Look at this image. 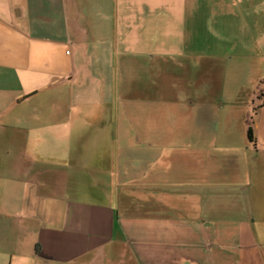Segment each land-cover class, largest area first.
Masks as SVG:
<instances>
[{
	"label": "crops",
	"instance_id": "1",
	"mask_svg": "<svg viewBox=\"0 0 264 264\" xmlns=\"http://www.w3.org/2000/svg\"><path fill=\"white\" fill-rule=\"evenodd\" d=\"M79 1L0 0V224L38 220L43 243L24 247L13 232L8 241L0 226V264H264L255 231L258 222L264 225V172L254 180L255 164L243 147L214 148L229 122L228 114L222 116L225 96L213 98L214 84L199 86L206 98L199 101L186 89L189 80L177 92L173 85H160L164 75L180 79L202 70H190L199 61L184 59L194 56L192 46H184L193 40L166 30L171 16L186 12V18L190 6L170 7V0H89L93 32L101 30L93 43L110 42L115 51L106 46L102 54L109 58L103 60L101 54L84 55L91 61L89 74L102 71L93 83L106 84L111 96L82 104L87 100L81 91L73 94L82 56L64 51L72 39L70 10L78 11ZM257 2L264 7V0ZM241 3L236 2V24L243 16L239 12H245ZM181 47L187 55L179 50L175 53L181 55L171 56ZM213 62L206 74L224 67L220 57ZM132 88L147 95L141 108L129 105ZM75 100L93 108L83 117L70 116L68 131L105 118L108 142L102 149L83 152L73 144L65 152L45 153L42 139L44 145L51 135L62 134L63 109L77 112ZM230 100L233 110L236 97ZM160 103L169 115L159 110ZM172 107L188 108L185 119L173 120ZM256 136V144L250 143L255 150L264 145V137ZM15 155L17 162L11 159ZM129 189L137 192L127 194ZM135 196L142 205L129 214L137 201L127 197ZM184 196L197 198L196 214H185ZM140 232L153 237H133Z\"/></svg>",
	"mask_w": 264,
	"mask_h": 264
},
{
	"label": "rangeland",
	"instance_id": "2",
	"mask_svg": "<svg viewBox=\"0 0 264 264\" xmlns=\"http://www.w3.org/2000/svg\"><path fill=\"white\" fill-rule=\"evenodd\" d=\"M104 1L105 3H107L110 0ZM202 2L203 4L207 3L208 7L206 6V8L205 6H203ZM225 2L226 3H224L223 0L167 1V4L170 7L183 5L182 3L190 6L188 9H190L191 11H187L186 18L184 17L186 12H184V14L180 12V14H178L176 18L171 16L174 13L171 12V22L167 25L166 30L174 34H176L175 32L179 30L178 34L182 35L184 39H192L193 42H185L184 46H186L187 49L192 46L191 51L196 58H194L193 55H190V57L184 56L187 54L181 51L182 47L177 48V50H171V56L181 55L175 53L179 52L180 50L179 53H182L181 56H184L186 63L191 60L192 62L199 61L200 65L192 66L190 70H202L200 72L194 73L193 75H190V71H188L189 74L187 73L186 76H182L180 79H175L174 76L170 74L164 75L161 78L160 85H162L163 87L173 85L171 90H176L177 92L179 87L187 83L189 80L186 89L189 90L192 96L197 98L199 101L201 99H206L205 97H202V91L200 90L201 88L199 86H201L202 84H214L215 90L213 98L221 95L225 96L222 116L224 117L226 114H228L227 117H229V122L226 125V132L222 135L220 134V132L218 133V139L214 148L220 147L223 149H227L228 146H230L232 150H236L243 147L246 150L247 157H252L253 159L252 161L255 164V171H253V173L255 174V176L252 177L255 181H258L262 178L264 172V145L262 143H259L257 146L258 149L256 148L255 150V147L253 145H250L251 142L248 138L247 129L251 125L255 132V136L258 133L261 138L264 137V108H261L259 110V105H261L263 102L262 95L264 94V11L262 10L264 7L263 3L257 2V0H254L253 4L251 5L246 3V0H242L241 6L242 9H245V12L244 10H240L241 12H239V14H242L243 16L242 18H240V24H236L239 18L238 13L236 12V2H240V0H226ZM78 5V11L73 12L72 10H70V21L72 25L70 27H67V29H69L72 39H70V42L67 43V46L64 47V51L68 50L70 52H73V54H76L78 56H80L81 54L82 56L81 65L78 66V72L80 76L77 81V87H74L73 89V94L74 92H76L75 96H78L77 91L79 92L80 90L83 97L87 100L82 104H88L89 101H91V103L97 102L99 99H102L103 96L104 98L109 99L111 94L110 92H108L106 84L102 85L101 83H98L97 85V83H93V76L98 78V75H101L102 71L98 72L97 75H94L93 73L89 74L86 69L89 68L91 61L88 63V60L84 55H88L90 53V56L96 59L97 55L101 54L100 58L104 59V56H106V58H109L107 54L105 55V52L102 54V50H104L106 46H110V49L112 51H115V49H113V46L110 42L98 43L96 45L93 43V41L97 39L101 30L98 28L95 34L93 32V27L90 23L91 17L89 13V0H81L78 2ZM233 6L235 10H233ZM251 6L255 7V10H251V12H249L248 9ZM260 10H262L263 14L261 13V15L257 17V14H259L258 11ZM248 13L251 14V18L245 16L248 15ZM47 14L49 17V15H51V12H48ZM73 20H75V22ZM78 22L80 23L79 26L77 24ZM74 23H76V25ZM169 32H165L166 35H169ZM161 38H163V35H161ZM206 56H211V58H205L204 61L203 58ZM219 57L222 59L224 67L214 68V75H212L213 71L212 74H206L211 72L212 65L214 64L213 61H215ZM224 69L225 73H223L221 76L216 75V73L219 74L220 72L224 71ZM83 72L85 75L83 74ZM131 76L132 75H129V78ZM101 81L102 80H100L99 82ZM137 83L138 82H134V84ZM194 84L198 85L193 87ZM65 87L69 88V92L72 91L70 87ZM163 92L164 90L161 88L160 94H162ZM230 96L236 97V102L233 105V110L229 108L230 105L234 102L233 100H230ZM127 99L128 102L132 101L129 102V105H139L141 108V105H143V101H146L147 99V95H143L142 92L132 88V93L127 94ZM181 99L182 98L177 95V102H180ZM75 101L74 104L78 103V101ZM77 108V112H71L72 109L70 106L66 107V109H63L66 117L58 125L59 132L62 134H57L56 137L51 135L44 145L43 141L45 139H42V143L40 144V146L41 148H43V151L45 153L53 150L56 152H65L66 148L71 147L73 144L75 147L77 146L79 150H83V152L87 149L92 150L93 146L96 149H102V146L108 142V136L103 138V132L107 134V129L109 128L104 124V121L106 120L105 118L104 120L102 119V123L92 122L94 127L90 124H88L87 126H83L82 124L80 126L76 125L74 130L68 131V127H70L71 123L67 121L69 120L70 116L76 115L83 117L84 113H86L87 115L91 113V108L93 107H83L78 105ZM173 109L171 112L173 120L182 121L185 119V114H188V108L182 107L181 109H179V107H177L176 109ZM255 109L259 110L258 114H256V112L254 111ZM159 110H162L165 114L169 115V108L167 107V105L160 103ZM97 111V108H95V114ZM102 113L104 115L103 108ZM61 125H65V128H63ZM94 142L97 143L94 144ZM214 151L218 157L222 156L220 150L214 149ZM17 158L18 156L16 155L11 157V159L16 162ZM190 165L192 167L193 164ZM180 180H184L183 176H181ZM134 192L137 191L135 189L134 191H131V189H129L127 194H134ZM167 197L169 196L163 195L161 198ZM127 198L128 200L137 201L136 203L132 204V206L128 210V213L132 214L139 211L140 206L142 205L138 202L139 197L135 196L133 198ZM171 198L173 200H178L181 197L172 196ZM183 198L186 202V207L184 208V210L186 211L185 214L191 216L196 214L195 212L197 209L195 208V210H193V206L197 204V198L195 196H192V198L184 196ZM259 205H257L256 208H258ZM234 207H236V202L234 204ZM141 224L142 223H139V225ZM38 225V220H33L32 222H30L29 220L24 219H3L1 220L0 224V226L4 228L5 232L9 234L8 241L13 232L16 234L17 241L20 242L19 244L23 245L24 247H26L27 245L30 248L32 245L34 249L35 246L41 245L42 243V235H37V233L41 232L40 229L36 230ZM255 231L257 233L256 238L258 240V244L260 245L261 249L264 250V225L259 224L258 222ZM141 234L142 233L140 232L139 235H135L133 237H153L149 236L150 234L148 232H145L146 236ZM146 252L148 254L150 253L148 252V250ZM97 255L101 260L104 259V253L102 251H99ZM83 263L84 262H82V264Z\"/></svg>",
	"mask_w": 264,
	"mask_h": 264
},
{
	"label": "trees",
	"instance_id": "3",
	"mask_svg": "<svg viewBox=\"0 0 264 264\" xmlns=\"http://www.w3.org/2000/svg\"><path fill=\"white\" fill-rule=\"evenodd\" d=\"M262 98H263V102H262V104L261 105H259V109H261V108H263L264 107V94L262 95ZM255 112H256V114L258 113V111L259 110H254ZM248 138H249V140H250V142L253 144H256V137H255V135H254V130H253V128H252V126L250 125L249 127H248Z\"/></svg>",
	"mask_w": 264,
	"mask_h": 264
}]
</instances>
